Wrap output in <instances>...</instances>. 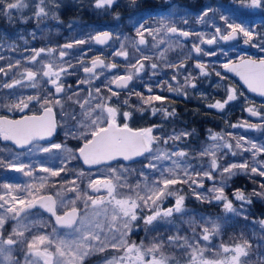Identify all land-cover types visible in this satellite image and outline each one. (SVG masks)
I'll return each mask as SVG.
<instances>
[{"label":"snow or ice","instance_id":"6c2138e0","mask_svg":"<svg viewBox=\"0 0 264 264\" xmlns=\"http://www.w3.org/2000/svg\"><path fill=\"white\" fill-rule=\"evenodd\" d=\"M116 0H96V7H111ZM132 3H135V0H132ZM0 4L4 6V14L11 15V10L19 9L24 7L23 0H0ZM44 4V0H39L37 5L38 11L35 13L37 17L47 16L48 13L45 11V7L41 6ZM251 7H261L262 0H250ZM214 10L209 7L199 19L203 22L204 17L208 16L210 12ZM220 19L225 21L226 28L230 30L229 34L221 35L219 39L229 40L234 39L237 33H242L246 38L245 43H248L252 37L253 33L243 27L241 24L230 23L228 17L221 16ZM186 22V21H185ZM161 28L167 29L170 33H179V35L187 37L189 32L182 31L175 26L169 27L167 23L161 21ZM143 29V31H141ZM161 29L153 30L151 28H144L143 22L139 24L137 29V35L140 37L138 44H145L146 40L144 38V32H148L149 35L153 31H160ZM216 32H220V28H216ZM111 33L104 32L98 34L92 39L96 43L104 44L109 39H111ZM217 37L213 36L209 38L206 43L212 44L216 41ZM205 42V41H201ZM76 44L86 43L85 40H78ZM73 44H66L64 48H72ZM123 44L121 49H123ZM197 53L201 52L199 47L194 46ZM49 52L54 51L53 49L47 50ZM139 51V48H137ZM45 49L33 50V55L29 58L30 61L35 62L38 57L41 56V53H44ZM66 55L64 51L60 52V56L63 57ZM116 56H123L125 59L128 57L127 51H117ZM163 56V53H161ZM143 60L150 59L148 56L142 57ZM18 63V62H17ZM138 65V66H137ZM152 69L157 68V64L152 63ZM97 67H107V68H117L115 63L105 64V61L100 57H96L91 61V67H85L84 71L87 73H95ZM197 67L201 69L203 74L204 65L197 64ZM229 71L236 72L241 76V79L248 85V87L253 92H259L261 95H264V59L257 61L248 59L243 60L239 64H228L224 65ZM130 68L135 69L138 73L144 68V64L141 61H137L136 64H131ZM3 68H0V72H4ZM42 76L47 77L52 85L55 86V92L60 93L64 91V86L59 82L62 73H66L67 69L64 67L54 68L52 63L42 65ZM6 74V73H5ZM26 79L29 81H34L37 75L36 72L26 70ZM134 73L129 71L126 75L114 76L109 82L110 84H115L117 88H126L128 84L132 81ZM219 75V73H217ZM175 79V77H173ZM83 82V81H82ZM20 80H15L13 83L4 84L3 87L12 88L16 84H20ZM35 86V84H33ZM192 87H195L193 84ZM173 91L171 87L168 89ZM108 91L111 95L106 97H100L102 102L95 104L87 112L88 120L86 123L78 122L76 127V132L78 136L76 138L82 139L83 145L78 149L79 157H77L70 149H66L65 145L59 143H50L47 146L39 144V141L46 140L50 138L56 130L57 123L54 117L52 107L48 106L49 104H59V100L49 101L44 99L41 102V107L43 108V113L41 115H31L25 116L23 119L11 120L7 117H0V138L3 140H10L19 145L21 148L27 146H32L29 148V151L33 149L39 150L43 153H53L66 151L68 155L64 160H71L82 158L83 162L87 165H98V164H109L112 161H129L133 160L134 157L143 156L145 153L152 154L150 158V163L147 165L149 168L157 169L160 172L161 178L158 180H153L152 183H148L145 178L143 184L137 183L134 186L128 185L123 179V172L128 171V169L123 168L121 165L117 167H109V172L112 174L110 178L106 180H91L89 179L87 187L91 189L96 195H89L87 192L79 193L77 190L79 188L76 185L75 181L70 183L74 185L71 191H77L76 199H83L84 207L86 211L81 214L80 211L75 207V200L70 201L73 205L70 211H66L63 215L57 214L58 199L53 198V196L40 195V190L45 188L47 185L48 177H40L39 185L28 184L22 186L20 184H9L4 183L0 184V230L3 229V226L7 219L11 218L17 221V228H14L12 233L8 235L5 239L3 237V232L0 231V264H3L4 261H7V264H13L12 261V248L10 246L16 245L18 243H23L26 246L28 255L25 257L26 264H83L84 259L94 254L95 252H103L108 247L114 249L123 248L124 254L122 256L113 257L111 260H108L106 264H169V258L166 257L161 251V243H153L147 249H143L142 246H137L136 244H128L125 237L130 231L133 222L138 219H143L145 226L153 224L154 221L163 220L168 217H172L174 213H183L186 211L184 208V196L177 195L175 203L172 207L163 209L161 207L163 200L175 194V191L170 188L171 185L177 183H187L188 180H192V183L199 184L202 186L201 181H197L192 178V176L185 169L183 175H178L175 169H168L167 175L162 168H158L157 164L152 163L151 159L155 160L161 159H171V156L185 157L186 152L177 151L171 153H153L152 144L157 141V137L152 135V128H143L139 130H133L129 127L128 123L120 124L117 122V116H122L125 120L130 119L131 112H120L117 107L112 106L109 102L113 96H119V93L113 91L109 87ZM151 91V89H149ZM96 92L99 93L100 89L97 88ZM138 97L143 100V103L150 104L153 100H161L160 96H149L144 98L142 94L135 93ZM236 94L235 89H230L229 94L226 99L221 101H216L214 104H210L209 107L223 109L226 104L230 101L235 100ZM40 101V98L37 97H28L25 99H20L17 103L13 104L10 107V110L18 109L23 111L29 107V104L33 101ZM79 103V101H77ZM89 103V101H84V104ZM124 104H127V100L123 101ZM84 104H81L83 108ZM158 109H152L153 114L156 113ZM166 115H174L173 113H168L166 110H163ZM248 111L252 115H259L257 111L253 108H248ZM250 127H255V125H250ZM73 134L71 131L66 135ZM182 135H188L184 133ZM213 140L223 139L213 135L211 137ZM170 139H180V136L170 137ZM241 139H243L241 137ZM166 142V141H165ZM220 147L232 148L230 143H226L223 146L217 145L216 148ZM237 148L242 147L239 141L236 144ZM251 149L256 150L257 152H264V147L257 148L255 144L251 145ZM249 149H245L248 151ZM236 153H233L235 155ZM201 156L210 155L211 163L210 168L215 169L221 167L217 162V156L215 151L210 149H205L200 153ZM62 165L64 161L61 162ZM176 164L175 161H173ZM0 165H3L8 168H12L17 172L23 173L25 176H33V169L30 165L8 163L4 164L3 161H0ZM176 167H179L176 164ZM28 169L27 171L25 169ZM234 170H242L250 173H257L260 176L264 177V170L258 167H249L247 162L243 163H232L222 168V174L228 173L229 176L236 175L237 173ZM40 171L48 173L51 177H56L61 174V172L66 171V167L62 166L57 170H53L47 167H41ZM85 174L81 172L80 177H83ZM141 175H144L141 172ZM199 175V173H197ZM204 176H207L209 179L212 178L211 171L203 173ZM127 187L129 192L127 194H122L118 192V188ZM264 188V185H261ZM103 190V193H102ZM214 195L212 199L216 201L223 202V207L226 212L236 213L237 209L233 207V204L224 193L223 187L216 188L214 187L211 190ZM254 195H264V193H253ZM57 193V197H59ZM198 199H207L204 196H198ZM235 198L241 201L246 200L245 195L237 191L235 193ZM251 203L250 200L247 201ZM60 206H65L63 200L59 201ZM39 206L44 209L46 212L50 213L51 216L55 217V225H58L61 228L70 229L71 231L65 233L63 236L56 234V228L52 229V235H33L31 239L25 237V231L28 230V226L22 224L21 217L26 219L29 210ZM91 209V215L87 211ZM141 212L144 209H148L151 214L146 216H139L137 210ZM101 216L103 220L107 221V233L106 234L105 225L101 221ZM190 223H195V221H189ZM264 225V221L260 222ZM44 227V224L40 225ZM219 231V225L213 222V228L210 230L208 227H203L201 238L204 241H208L212 235ZM194 235L195 230L193 229ZM16 237V238H14ZM170 242L178 241L182 239L181 237H169ZM184 245L192 248L191 255V264H240V257L247 256V249L251 247L247 241H244L243 244H236L234 247H229L222 245V251L224 253L232 252L233 255L231 258H225L223 260L212 261L205 259L203 256V248L198 247V241L196 245L189 243L187 238H183ZM9 246V247H5ZM52 249V250H50ZM146 256H151L150 259H146ZM15 264H19L18 261Z\"/></svg>","mask_w":264,"mask_h":264},{"label":"flooded vegetation","instance_id":"af4514ba","mask_svg":"<svg viewBox=\"0 0 264 264\" xmlns=\"http://www.w3.org/2000/svg\"><path fill=\"white\" fill-rule=\"evenodd\" d=\"M62 17L61 20L54 23L50 22L45 23V25H41L40 27L36 26V28L31 31L34 32V34L29 38L22 36L16 38L17 40H15V42H18L16 57L18 58H23L22 52L27 51V47L30 49L35 48L36 50L45 49V52L41 53V56L38 57L35 62H23L24 64L20 65V67L17 66L16 70L12 73L10 68H6L4 60L1 59L2 62L0 61V63H3L0 64V68L5 70L4 72H0V117L19 120L23 119L25 116L41 115L43 113L41 102L44 99H48L49 101L59 100L60 102L59 104L48 105L53 109L57 127L52 137L40 141L39 144L44 146H47L50 143L63 144L66 149H70L72 153L79 157L78 149L82 147L84 141L76 138L78 133L75 130L78 126V122H87L88 110L94 107L95 104L102 102L100 97L111 95L108 91L109 87H111L113 91L119 93V96H113L109 103L112 106L117 107L120 112H131L130 119L125 120L122 116L118 115L117 122L120 124L128 123L129 127L133 130L152 128V135L158 138L157 141L154 142L155 146L158 147V142L171 141L170 137H175V135H164L162 133L163 131L159 130L162 126L174 124L177 118H181L180 113L183 111L185 112V109L189 110L192 106H203L207 110L217 109L209 107L210 104H214L215 102H210L211 95L208 94V92L213 90V80L219 78L214 86L217 90H222L225 94V99L229 94L228 90L235 89L237 98L228 103H243L245 117L240 120L239 126L241 133L246 137L248 136V140L244 141L249 144L258 145L259 142L254 138L252 135L253 131H251L248 126L258 125L261 122H264V100L253 99V102L246 106V102L242 97L244 90L230 76L225 74L223 70L225 64L241 62V59L245 60L246 58H251L254 59V61L264 59V41H262V39L261 46L258 45L260 48L257 49V47L253 49L251 53H248L247 50L250 49L251 44L248 43V48H246L245 42L240 36L241 33H239L238 41L226 44L219 39V37L227 33H217L214 31L211 37L216 36L217 39L214 43L208 44L206 43L208 39H204L203 41L205 42L198 41L195 36L192 35L189 24H186L185 26L180 25V27L179 25H175V27L182 31L189 32L190 34L187 37L181 36L179 33L172 34L167 31L162 35V39L160 40H156L155 38H153L152 41L145 39V44L124 45L123 49H121V44L123 43L118 41L117 38L126 37L128 39L130 34L122 30L117 33L112 31L117 25L114 22L115 20L111 19L113 21L106 24L103 23V26H76L71 28L69 24L65 23V19L67 20V18L64 16ZM1 22L2 20L0 23ZM101 27L104 29L101 30ZM104 32L111 33L112 39L107 45L101 46L98 45L92 37ZM70 37H73V39L70 40ZM207 37L211 38L210 36ZM21 40H24V44L27 46L25 49H21L19 43ZM78 40H85L86 43L76 44L75 42ZM138 41L139 39H137V43ZM66 44H73V47L64 48V45ZM194 46L199 47L201 52L197 53ZM75 47H80V49L74 50L73 48ZM54 48H57L56 53L64 51L66 55L61 57L59 53V55L56 56L54 51H47L49 49L54 50ZM137 48H139V51H137ZM237 49L240 50L239 55L235 53V51H238ZM122 50L128 52L127 59L123 56L115 55L117 51ZM222 51H228L229 54L225 55L228 56V58L222 57ZM77 52L81 54L78 55V61L83 58L82 62L79 66L71 69V66L77 62L70 64L69 57ZM255 52L260 53V56H255V54H253ZM161 53H163V56H161ZM85 54L86 56H84ZM144 56H148L150 59L143 60L142 57ZM96 57H100L104 60L105 64L115 63L117 68L97 67L94 74L85 72L84 68L91 67V61ZM229 58L234 59L230 60ZM138 60L144 64V68L137 73L135 69L130 68V65L136 64ZM227 60H229L230 63H227ZM48 63H52L54 68L64 67L67 69L66 73L61 74L59 82L64 86V91L60 93H56L55 86L50 83L47 77L42 76V65ZM152 63L157 64V68L152 69L150 66ZM197 64H203L205 66L204 72L207 74H203L201 69L197 67ZM26 70L37 73L34 81L26 79ZM129 71H132L134 75L132 81L126 88H117L115 84L109 83L114 76L126 75ZM217 73H219V75H217ZM173 77H175V79H173ZM15 80H20L21 83L16 84L12 88L3 87L4 84L13 83ZM33 84H35V86H33ZM193 84L195 87H192ZM169 87H171L173 91H169ZM97 88L100 89L99 93L96 92ZM149 89H151V91H149ZM135 93L142 94L144 98L149 96H160L162 99L153 100L150 104H145ZM37 96L40 98V101L33 100L29 104V107L23 111L18 109L10 110V107L20 99L26 100L28 97ZM86 100L89 101V103L84 104V101ZM124 100H127V104L123 103ZM77 101H79V103H77ZM81 104H84L83 108L81 107ZM248 108H253L257 111L259 113L258 117L253 118L248 114ZM152 109H158V111L153 114ZM163 110H166L168 113L174 112V115H166ZM184 129L186 130L185 132H187L188 129ZM258 129H260L261 132H264V125L260 126ZM70 131L73 134L66 135ZM246 132L248 134H246ZM190 135L191 134L182 136L180 133H177V136H180V139H178L180 142H186L190 138ZM172 142L178 141L177 139H172ZM29 148H32V146L19 149L17 145L5 142L0 138V161H3L5 165L8 163L30 165L34 170L33 179V176H25L23 173L17 172L12 168L0 165V184H20L22 186L34 184L38 186L40 183V177H48L47 185H56L60 180L51 177L48 173L40 171L41 167L57 170L60 167L65 166L66 171L61 172L60 176L65 180L77 181L79 180L77 172H83L84 174L91 176L106 175L111 174L109 172L110 166L117 167L119 163V165L126 169L128 165L140 160H121L110 165L89 169L85 167L81 158L64 160L68 155L66 151L43 153L36 149L29 151ZM158 153L162 154L165 152L159 151ZM149 155L151 154L148 153L142 158L148 157ZM62 161H64L63 165L61 163ZM159 161L160 160H158V162ZM147 168L151 169L149 167ZM25 170L27 171L28 169L26 168ZM91 180L94 181L93 178H91ZM84 185L87 186L88 182ZM75 192L76 191L71 190L64 192L63 202L65 206H60V200H58L57 212L59 215H63L66 211L71 210L73 206H71L72 204H70L69 201L74 198ZM0 194H2V190H0ZM89 194L96 195L91 189ZM40 195H51L58 199L57 195L52 193L50 186L41 189ZM79 205L82 206L84 203ZM87 211L89 213L92 212L91 209H88ZM137 211L141 212L139 209ZM21 222L28 226V230L25 231V237L29 240L33 235H52V229L54 227L56 228V234L61 236L71 231L70 229L59 228L55 225L54 219L40 209L30 210L26 219L22 214ZM41 224H44L45 226L41 227ZM14 228H17V221L9 218L6 220L3 229L0 231L3 232V237L6 239L8 235L12 233ZM129 236L130 234L128 233V243ZM137 238L138 240L141 239L140 236ZM143 243L146 248V243ZM10 247L12 248V253L14 255H28L26 246L23 243H18ZM107 251H112V253H108ZM123 254V248L119 250L107 248L105 251L99 252L96 256V261L92 264H106V262L113 257L122 256ZM94 256L95 255L91 258ZM100 261L103 262L101 263Z\"/></svg>","mask_w":264,"mask_h":264},{"label":"trees","instance_id":"16d2710c","mask_svg":"<svg viewBox=\"0 0 264 264\" xmlns=\"http://www.w3.org/2000/svg\"><path fill=\"white\" fill-rule=\"evenodd\" d=\"M249 3L250 0H135V3H132V0H116V2L112 5V13L117 16V25L115 26L117 28H115L114 32L117 33L118 31L122 30L130 34L129 36L136 38L138 36L137 29L141 22H143L144 28H151L153 30L161 29L158 32H167V29L161 28V21L167 23L169 27L175 25H179V27L180 25L185 26L186 24H190V22L195 21L193 18L201 14L205 8L214 6L213 9L215 13H230L234 19H237L236 23L238 24H240L238 22L239 19L241 22L248 24L249 26L257 25L260 39L264 41V0H262V6L257 11L251 10V7L248 6ZM64 6L66 7L67 5ZM87 6H90L89 8H91L92 3L88 4ZM74 12V10L69 12V15L73 14ZM27 13L28 12H22V10L18 12L16 9H13L11 10V15L9 16L4 14V6L0 4V18L2 17V22L0 23V41H9L15 35L16 29L21 28L24 24V22L19 18H24ZM95 13L100 17L98 21H94L92 13L88 14V17L86 18H82L85 17L83 11H77V14L80 16L83 23H85V26L108 22L104 17L103 12L95 11ZM19 14L23 17H21ZM189 14L193 17L189 18ZM174 15H176L177 18ZM186 17L188 18L185 19ZM141 31H143V29H141ZM145 34L146 33L144 32V35ZM258 55L260 56V54H255V56ZM217 80H219V78L213 80V90L208 92V94L211 95L210 102L212 101L213 103L218 100L223 101L225 99V94L222 92V90H217L214 86ZM242 97L246 102V106L252 103L253 99H255L249 96L245 91ZM180 115L181 118H177L174 124L162 126L159 131H163L162 133L164 135L175 136H177V133H180L181 135L188 133L191 134L190 138L186 142H180L179 140H177L178 142H158V147L155 146V143H153V153L163 151L170 154L175 149V151L186 152L187 155L185 157L174 156L175 162L177 160L181 161L182 159L183 162L186 161L187 164H190V166L196 170L201 169L199 167L201 163L200 161H203L202 163L206 164V167L210 165L211 156L200 155V153L205 149L215 151L217 161L221 163L223 162V165L220 167V171L224 166H227L232 162H238L235 159V156L240 157V153H238L235 145L238 141L241 143V137L243 140H248V138L244 136L239 130L240 120L245 117L242 102L228 103L222 110H207L203 106H192L189 108V110L185 109V112H181ZM184 128L188 129L187 132H185L186 130ZM213 135L222 137L223 139L213 140L211 138ZM229 142H231L233 149L236 150L235 155L230 153L225 147H220L219 149L216 148L217 145L223 146ZM254 152L255 156H257L258 153H256V150H254ZM260 155V157L258 156L259 160L255 159V161L252 159L251 155L248 154L243 159L244 162L246 161L249 164V167L255 166L264 170V152H261ZM151 157L152 154L140 161L128 165L126 169H129V173L126 175L125 180L134 184H143L145 182V178L147 179L148 183H152L153 180L160 179V172L157 169L147 168ZM151 162L157 164L158 168L164 169L165 175L168 174L167 170L170 168L175 169L178 175H183V171L178 173L180 168L176 167V164H174L171 159H161L158 162V160L152 158ZM209 170L212 171V174H217L213 169L210 168ZM141 172H143L144 175H141ZM246 173L249 175L245 176ZM191 176L193 179L197 180L194 178V174ZM239 178L240 179H236L232 182V190H234V193L242 190L243 192L250 195L253 202V205L252 203L249 205L251 217L256 221L260 218L264 219V195L253 194L264 193V188L261 187V185H264V181L261 180L264 177L257 173L245 172L241 173ZM211 181L212 182L209 185V188L212 186L216 187L219 182V178H212ZM201 183L205 185V188L202 189L192 186V180H188L187 183L181 182L171 185L170 188L175 191V194L166 197L161 205L163 209L167 208L170 206L171 202L176 200L177 195L184 196L186 201L185 216L183 217V215L180 213L179 216H181V218L179 219L176 216L173 220L178 221L179 219L181 222L179 223V227L183 231V235L185 236L184 238H187L189 243L196 245L197 241L199 243L203 241L199 235L202 233L203 227H208L211 230L213 228V222H215L219 225L218 232H225L226 234L227 226L233 224L234 227L236 226V228H238V230H236L231 237L228 236V239H215V244L211 245V248L208 251L209 254H217L222 245L233 246L238 244V242L243 244L244 241H247L251 247L248 248L249 258L244 264H264V238L259 239V233L257 236H255L257 231L253 227H249L251 218L247 217V223H244V218H242L238 220L236 224H234V216H232V219H230V215L224 213L222 204L213 203L214 199H212L211 195H207L209 202H207L206 199H198V196L205 197L208 187V182L205 180H202ZM229 191V189H224V193L228 197V200L230 199ZM193 220L195 223L189 222ZM251 223L254 225L253 222ZM193 229L197 235H194ZM182 245H184V240ZM163 249L165 250L164 246ZM166 250L172 253L174 248L166 247ZM191 250L192 248L186 246L187 253ZM107 252L112 253V251ZM223 255L224 254H222V256ZM23 256L26 257L27 255L23 254ZM185 256L186 255H182V260L184 262L187 258ZM89 260L92 263L95 262L96 256ZM180 263L181 259H171V261H169V264Z\"/></svg>","mask_w":264,"mask_h":264},{"label":"rangeland","instance_id":"374dc122","mask_svg":"<svg viewBox=\"0 0 264 264\" xmlns=\"http://www.w3.org/2000/svg\"><path fill=\"white\" fill-rule=\"evenodd\" d=\"M54 1L55 0H44V4L41 5V6L45 7V11L47 12V10L50 8V6L53 5V2ZM70 1H72V0H70ZM23 3H24L25 6L22 7V8L16 9V10L18 12H20V10H22V12H29L31 10V12H30V14H27L24 18H19V19L24 20V21L25 20L28 21V20L34 19V21H37L40 24L45 25V24H43L42 21L46 20L47 19V16L37 17L35 15V13L38 11L37 5L39 3V0H23ZM91 3H92V6H96V0H91ZM248 6H250V3H249ZM111 7H108V8H111ZM210 7L212 9L214 8V6H210ZM207 8H209V7H207ZM207 8H205L203 10V12ZM203 12L201 14L197 15L196 17H194L193 20H195V21L190 22V24H189V27H190L191 32H192V35L195 36V38L198 41H200V42L203 41L204 39H209L207 36H210L211 37L213 35V32L216 31V28H220V32L221 33L229 30V29L226 28L225 21L222 20V19H220L221 16L228 17V20H229L230 23L238 24V23H236L237 19H234V17L231 16L230 13L221 12L219 14V13H215V11L210 12L208 14V16L204 17V21L202 22L199 19V17L203 14ZM29 15H32V16H29ZM20 16L23 17L22 15H20ZM174 16H176V15H174ZM188 17L189 18H192L193 16L189 14ZM188 17H186L185 19H187ZM176 18H177V16H176ZM190 21H192V20H190ZM238 22L243 27H245L246 29L250 30L253 33L252 39L248 42V43L251 44V47H250L249 50H247V52L248 53H251L252 50L255 49V48H257V47H258L257 49H259L260 46H261V40H260V35L258 33V30H257V28H258L257 25L250 27L248 24H245V23L241 22V20H239V19H238ZM153 26H156V25H153ZM145 33L147 34L148 32H145ZM32 34H34V32H28L27 33L28 36H31ZM27 35H25L24 37H26ZM157 35H158V37L161 36L162 35V32H157ZM240 36H241L242 40L245 41L246 38L243 36L242 33H241ZM138 38H140V37L138 36ZM145 39H148V40L152 41L153 40V37H151V36H150V38L149 37L148 38L145 37ZM117 40L120 41L121 43H123V45H132L131 40L127 39L126 37H124V38L123 37L117 38ZM21 43L24 44V40H21ZM136 44H138V43L136 42ZM258 45H260V46H258ZM14 50H16L14 48V45L13 44H9V45L5 46V48L2 50V52L0 54V55H2V56H0V61L2 62L1 59H3L4 60V63L6 64V68H10V70L12 71V73L16 70L17 66L20 67V65L24 64L23 63L24 62L23 59L18 58V57H15V55L13 54ZM237 50L238 51H235V53H237L239 55L240 54V50L239 49H237ZM29 52H33V51H29ZM59 53L60 52L56 53V56H58ZM227 54H229L228 51H226V52L222 51L221 52V55H223L222 57L228 58V56H225ZM255 54H260V53L255 52ZM31 55H33V53H31ZM233 57H236V56H233ZM229 59L232 60L234 58H229ZM26 62H30V60L29 61H26ZM0 64H3V63H0ZM262 125H264V122H261L260 124L255 125V127L248 126L250 128V130L253 131L252 135L254 136V138L259 142L258 145H256L257 148L264 147V132H261V130L258 129ZM171 141H172V139H171ZM240 142H241L240 144L242 145V147L237 148L236 145H235V148L237 149L238 153H240V157L239 156H235L236 157L235 159L238 162H232V163H237V164L243 163L244 162V159L243 158H245L247 154L248 155H251L252 159H254V161H255V158H254L255 157V152H254V149H251V145L252 144H249L248 142L244 141L243 139H241ZM229 143H231V142H229ZM227 149H228V151L230 153H236V150H234L233 148H231V149L227 148ZM245 149H249V150L248 151H245ZM175 150L173 152H177ZM173 152H171V153H173ZM171 153L169 155H171ZM256 153H258V156L259 157L261 156L260 155L261 152H257L256 151ZM257 160H259V159L257 158ZM171 161H175L174 155L171 156ZM200 162L201 163H200V166L199 167L201 169L196 170L192 166H190V164H187L186 161L183 162L182 159H181V161L180 160H177L176 161V164H178L179 165L178 168H180L179 171H178V173L181 172V171H184L186 169L188 171V173H190L191 175L194 174V178H196L198 181L205 180L206 182H208V187H207V191L205 193V197H207V195H211V196L214 195V193L211 191V189L214 188V186H212V187L209 188V185L212 182L211 181L212 178H219V182L216 185V187H218V188L223 187V189H225V190H227V189L230 190L229 191L230 192V195H229L230 196V199L229 200L232 202L233 207L237 209V212L239 214L230 213V212L227 213L225 211V209H224L225 213L227 215H230V217H229L230 219H232V216H234V224H236V222L238 220L242 219V218H244L243 222L244 223H247V220H248L247 217L251 218V222H253L254 225L250 222V226L249 227H253L257 231V233H256L255 236H257V234L259 233L258 234V238L259 239L264 238V225H262L260 223L261 221H264V219L260 218V219H258L256 221V220H254L251 217V214H250V209H249L250 206L249 205H251V203L253 205V202L251 201L252 200L251 199V196L248 195L247 193L243 192L242 190H240V192H242L245 195V197L247 198L246 200L241 201V200H238V199L235 198V193L236 192L234 193V190H232V188H233L232 182L234 180H236V179H240L239 177H240L241 173H245L246 171L234 170L237 174L236 175L229 176L228 173H223L222 174V170L220 171V167H219V168L213 169L214 172L217 173V174H212V178L209 179L207 176H204L203 173L204 172H207V171H210L209 170L210 169V165H208L206 167V164H203L202 163L203 161H200ZM217 162H218V164L220 166L223 165V162L222 163L219 162V161H217ZM210 163H211V161H210ZM232 163H230V164H232ZM197 173H199V175H197ZM79 174H80V172H77V175H78L79 180L75 181L76 185L79 186V188H78L77 191L79 193H81V194L83 192H88V194H89L90 189L86 185H84V184L92 176L85 174L83 177H80ZM247 175H249V174L246 173L245 176H247ZM33 179H34V176H33ZM243 179H246V178H243ZM261 180L264 181V178H262ZM71 181L72 180H65L64 178H61V180L59 181L58 185H47L46 187L50 186V188H53V190L55 191V194L56 195H57V193L60 194L59 197H58V199H60V198L63 199L64 198V192L67 191L66 189H71V188L74 187V185H72L70 183ZM192 186H195V187H198V188H202V189L205 188V185L204 184H202V186H200L199 184H194L193 183ZM77 191L74 194V198L72 200H70V201L75 200V205H79L81 203H84L83 199H79V200L76 199ZM117 191L118 192H121L122 190H121V188H118ZM93 196H95V195H93ZM206 200H207V202H209L208 199H206ZM248 200H250L251 203H248L247 202ZM213 203L214 204L215 203L218 204V202L215 199L213 200ZM71 206H73V205H71ZM76 207L79 210H81V214H83L85 212V210H86L85 207H84V205H82V206L79 205V206H76ZM243 212H244V214H243ZM89 214L91 215V213H89ZM181 214L183 215V217L185 216V212H183ZM101 221L105 225L106 234L111 235V233H107V223L108 222L103 220V216H101ZM179 223H181V222L180 221H173L171 219V221H165L164 224H161L162 229H163V231H165V234H166L165 235V239L164 240H161L165 244V251L163 252V249L162 248H161V251L163 252V254L166 257L169 258V261H171L170 258L173 257L174 255H177L176 256V259H178V256L179 255H181V256L183 255L182 254V251H183L182 245H181L180 253H179V251L178 252L176 251L174 253H170L169 251L166 250V247H168V248L171 247L174 244V242H175V241L170 242L169 239H168L169 237H176V236H178V237H181L182 238L180 240H183V238L185 237L183 235L182 229L179 227ZM139 224H140L139 222H135V223L133 222V224H132L133 226H131V227L138 226ZM236 230H238V228H236V226L234 227L233 224L232 225H229V226H227L226 234H225V232L224 233L218 232L217 234H215L214 237L212 235L208 241H204V242L198 243L197 246L204 249V251H203L204 258L205 259H208V260H212V261L223 260V259H225V257L230 259L231 256L233 255V253L232 252L224 253L222 251V248L217 252V254H213V255L209 254L208 251L210 250L211 245H214L215 244V241H214L215 239H221V238L228 239V236L231 237L235 233ZM128 233H129V231H128ZM127 236H128V234H127ZM127 236L125 237L126 241H127ZM158 239H160V238H158V236H154L152 233L149 234L145 238L146 248H144V249H147L148 247H150L149 244L156 243L158 241ZM142 240L143 239H141V241ZM180 240H178V241H180ZM238 244H242V243L238 242ZM173 246H175V245H173ZM234 246L235 245L229 246V247H234ZM5 247H7V246H5ZM108 248H111V247H108ZM247 252H248V255L247 256H241L240 257V264H244L246 262V260L249 258V251H248V249H247ZM98 254H99V252H95L94 254H91V255L87 256L86 258L89 259L93 255L97 256ZM222 254H224V255L222 256ZM13 255L14 254L11 253L13 264H15L16 261H18V262L20 261L19 264H26L25 257L23 256V254L14 255V256ZM191 255H192V250L189 251V253L186 254L187 259H185V262L181 259V263L180 264H191V259H190L191 258ZM150 258H151V256H146V259H150ZM0 260H2V258H0ZM100 262L102 263L103 261H100ZM3 264H7V261H4Z\"/></svg>","mask_w":264,"mask_h":264},{"label":"water","instance_id":"95a60500","mask_svg":"<svg viewBox=\"0 0 264 264\" xmlns=\"http://www.w3.org/2000/svg\"><path fill=\"white\" fill-rule=\"evenodd\" d=\"M238 39V33L236 34L235 38L234 39H229V40H223L225 43H230V42H234ZM110 41V39H109ZM107 41V42H109ZM106 42V43H107ZM248 60V59H247ZM236 64H239V63H236ZM224 71L229 74L231 77L235 78L237 81H239L241 83V85L253 96H256V97H259V98H264V95H261L259 92H253L249 87L248 85L244 82L243 79H241V76L238 75L236 72H232V71H229L227 68L224 69ZM249 114H251L250 112H248ZM139 157V156H138ZM134 158H137V157H134ZM82 159V158H81ZM113 162V161H112ZM111 163V162H110ZM87 165V164H86ZM102 164H98V165H87L89 167H97V166H100Z\"/></svg>","mask_w":264,"mask_h":264},{"label":"bare ground","instance_id":"6f19581e","mask_svg":"<svg viewBox=\"0 0 264 264\" xmlns=\"http://www.w3.org/2000/svg\"><path fill=\"white\" fill-rule=\"evenodd\" d=\"M2 20V17L0 19V21ZM225 33H230V30H227L225 31ZM227 63H230L229 60L226 61ZM237 63V62H236ZM236 63H231V64H228L229 66H231L232 64H236ZM235 82H238L240 83L239 81H237L235 78H232ZM241 84V83H240ZM83 264H92V262L88 259V258H85L84 261H83Z\"/></svg>","mask_w":264,"mask_h":264}]
</instances>
